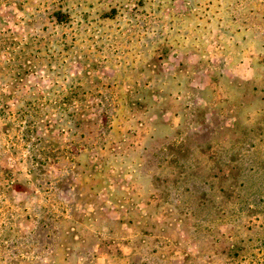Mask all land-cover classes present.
<instances>
[{"label":"rangeland","instance_id":"rangeland-1","mask_svg":"<svg viewBox=\"0 0 264 264\" xmlns=\"http://www.w3.org/2000/svg\"><path fill=\"white\" fill-rule=\"evenodd\" d=\"M0 264H264V0H0Z\"/></svg>","mask_w":264,"mask_h":264}]
</instances>
